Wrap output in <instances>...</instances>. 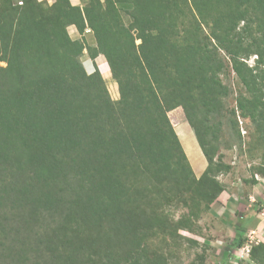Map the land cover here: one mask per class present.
Wrapping results in <instances>:
<instances>
[{
  "label": "trees",
  "instance_id": "1",
  "mask_svg": "<svg viewBox=\"0 0 264 264\" xmlns=\"http://www.w3.org/2000/svg\"><path fill=\"white\" fill-rule=\"evenodd\" d=\"M86 48L106 57L118 99L96 63L85 69ZM223 54L244 87L231 108ZM0 60V264H168L149 239L192 230L226 191L223 125L230 146L239 115L264 138V0H2ZM178 107L207 159L200 176L169 117ZM260 253L264 241L249 258Z\"/></svg>",
  "mask_w": 264,
  "mask_h": 264
},
{
  "label": "rangeland",
  "instance_id": "2",
  "mask_svg": "<svg viewBox=\"0 0 264 264\" xmlns=\"http://www.w3.org/2000/svg\"><path fill=\"white\" fill-rule=\"evenodd\" d=\"M40 1L44 5H48L54 0ZM87 1L85 0V2ZM123 17L126 22H129V17L125 12H123ZM204 28L207 29L205 26ZM68 30L72 34L70 26ZM256 58L257 54H253L246 58V61L250 66H253L256 63ZM81 59L87 72L95 70V67L90 66V63L95 65L96 61L88 56L87 48ZM223 59L228 62V66L221 77L232 88L231 95L224 99L223 103L225 107L231 108L236 106L235 98L244 92V87L231 68L228 57L223 54ZM100 61L96 64L104 77L112 99L116 100L119 98L118 83L111 74L107 60ZM0 65H6V62L0 60ZM169 117L195 174L200 175L206 169L207 159L197 141L194 130L186 120L183 108L178 107L170 111ZM237 118L243 140L241 142L237 140L233 146H230V131L227 130V125H223L218 141L213 142L216 144L217 153L220 154L222 160L231 166L230 170L225 175L220 174L219 178L224 182L226 191L231 192L232 195H227V200L224 203L219 197L210 209L202 211L192 230L181 229L174 237L159 234L149 239V248L167 256L168 264H264V260H260L264 258L261 253L259 261L254 260L256 263L252 262L253 260L249 257H242V251L238 244L240 239H250L248 222L256 224L254 225L255 229H258V233H253V243L264 241V226L259 227V224L262 225L259 221L264 222V184L255 187L249 181L252 180L254 170L264 168V138L260 132L255 130L249 118H243L240 115ZM262 180L264 181V179ZM252 190L255 195L248 197ZM225 194L223 192V195ZM185 210L181 203L175 202L168 208V213L170 217L176 219ZM256 213L260 216H255ZM241 226L245 229H242ZM37 228L33 226L28 230V233L31 236L36 235V231L40 232Z\"/></svg>",
  "mask_w": 264,
  "mask_h": 264
},
{
  "label": "crops",
  "instance_id": "3",
  "mask_svg": "<svg viewBox=\"0 0 264 264\" xmlns=\"http://www.w3.org/2000/svg\"><path fill=\"white\" fill-rule=\"evenodd\" d=\"M72 1V3L73 4H75V5H82V3H83V1L82 0H71ZM70 29H71V35H72V37L73 38H81V34L78 32V30H77V28H76V26L75 25H71L70 26ZM85 37H86V39L90 42V43H92V44H95V38H94V36H93V33L91 32V33H89V34H85ZM89 56V55H88ZM100 60H102V61H106L107 59H106V57L103 55V54H99L96 58H95V61H96V63H98ZM101 62V61H100ZM91 65L90 66H93L94 67V65H93V63L91 62L90 63ZM90 72H92V71H90ZM188 137H189V135H188ZM204 171V170H203ZM203 171L200 173V175L203 173ZM197 173V172H196ZM197 175V174H196ZM200 175H198V176H200ZM264 179V178H263ZM264 183H262V185H263ZM251 185H253V186H259L260 184H252L251 183ZM254 191L252 190L251 192H250V196L248 195V197H253L255 194L253 193ZM259 192V191H258ZM225 195H223L222 197H221V201H222V203H224L226 200H227V195L228 196H230V195H232L231 194V192L229 193L228 191H225ZM252 195V196H251ZM235 197V196H234ZM253 199V198H252ZM255 216H257V217H259L260 215L259 214H254ZM249 223V225H248V227H249V230H250V234L249 235H251V236H253V233L254 234H256V233H258V229H255L256 227L254 226V225H256V224H250V222H248ZM259 223H261L262 225H260L259 224V227L260 226H264V222L262 223V222H260L259 221ZM254 237V236H253Z\"/></svg>",
  "mask_w": 264,
  "mask_h": 264
},
{
  "label": "built area",
  "instance_id": "4",
  "mask_svg": "<svg viewBox=\"0 0 264 264\" xmlns=\"http://www.w3.org/2000/svg\"><path fill=\"white\" fill-rule=\"evenodd\" d=\"M2 2V0H0V3ZM15 2L17 4H23V0H15ZM250 239L247 240L241 247H239L240 251H242V254L243 255L242 257H249V252H250V249L252 247V243H253V236H249Z\"/></svg>",
  "mask_w": 264,
  "mask_h": 264
},
{
  "label": "clouds",
  "instance_id": "5",
  "mask_svg": "<svg viewBox=\"0 0 264 264\" xmlns=\"http://www.w3.org/2000/svg\"><path fill=\"white\" fill-rule=\"evenodd\" d=\"M88 31H90V29H88ZM95 61V60H94ZM94 67H95V65H94ZM93 72V71H92ZM89 73H91V72H89ZM260 177V176H259ZM250 236V235H249ZM247 241V240H246ZM261 241V240H260ZM252 244H254V243H252Z\"/></svg>",
  "mask_w": 264,
  "mask_h": 264
},
{
  "label": "water",
  "instance_id": "6",
  "mask_svg": "<svg viewBox=\"0 0 264 264\" xmlns=\"http://www.w3.org/2000/svg\"><path fill=\"white\" fill-rule=\"evenodd\" d=\"M134 32H137L136 30Z\"/></svg>",
  "mask_w": 264,
  "mask_h": 264
}]
</instances>
